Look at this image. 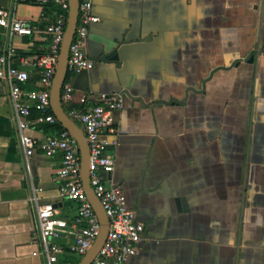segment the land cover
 I'll return each instance as SVG.
<instances>
[{
    "label": "crops",
    "instance_id": "0c3cea01",
    "mask_svg": "<svg viewBox=\"0 0 264 264\" xmlns=\"http://www.w3.org/2000/svg\"><path fill=\"white\" fill-rule=\"evenodd\" d=\"M92 3L99 22L86 52L94 68L65 82L76 99L124 96L113 113L114 171L103 177L120 185L143 225L127 264H264V0ZM0 8L32 28L10 37L0 27V54L8 46L18 56L47 52L54 8L16 0H0ZM28 71L26 88L37 89L38 73ZM61 106L66 115L80 108ZM59 126L26 134L42 143ZM59 165V156L40 151L24 159L0 80V264H46L34 234V188L42 189L39 204L74 219L76 204L59 196Z\"/></svg>",
    "mask_w": 264,
    "mask_h": 264
},
{
    "label": "built area",
    "instance_id": "2783aa9c",
    "mask_svg": "<svg viewBox=\"0 0 264 264\" xmlns=\"http://www.w3.org/2000/svg\"><path fill=\"white\" fill-rule=\"evenodd\" d=\"M54 8V20L46 27L48 50L44 54L18 56L8 46L0 54V80L7 87V98L12 109L19 143L24 159L40 151L47 157H60L56 171L59 181V196L76 204V215L71 222L60 218L57 209L50 203L39 204L37 194L41 188H34L30 197L34 213V234L38 238L40 255L46 264H79L80 260L96 242L100 233V222L95 214L81 180L79 146L75 138L64 128L54 137L37 143L26 134L41 124H56L51 112L50 91L57 68L61 44L64 38L69 12L68 0H16ZM78 20L71 42L67 61L68 74H79L94 68V62L86 52L88 33L99 18L92 13V0H78ZM0 27L10 37L30 36L31 26L8 9L0 8ZM18 59L19 67L14 65ZM29 69L38 73V88L27 89ZM64 82L61 88V105L77 104L70 108L67 116L80 123L88 144L89 184L108 219L105 239L90 264H127L136 255L142 240L143 225L137 221L136 213L129 208L120 185L110 178L115 167L114 155L109 151L117 145L113 113L123 108L121 93L98 95L81 94ZM92 97L93 102H90ZM32 112L37 116L32 118ZM74 256L75 261L62 262L65 256Z\"/></svg>",
    "mask_w": 264,
    "mask_h": 264
},
{
    "label": "water",
    "instance_id": "95a60500",
    "mask_svg": "<svg viewBox=\"0 0 264 264\" xmlns=\"http://www.w3.org/2000/svg\"><path fill=\"white\" fill-rule=\"evenodd\" d=\"M68 2H69V12L66 22L64 38L59 53L58 64L51 86L50 103L54 115L59 121V123L63 126L65 130H67L75 138V140L78 143L79 153H80L81 180H82L83 188L100 222V233L96 242L92 245L90 250L79 262V264H90L91 261L95 258L99 248L101 247L105 239L108 229V219L89 184V174L87 168L88 144L86 142L83 131L78 125H76V123H74L66 115L60 102L61 88L68 74L67 61H68L69 48L73 40V36L76 30L77 20H78V7H79L78 0H68Z\"/></svg>",
    "mask_w": 264,
    "mask_h": 264
},
{
    "label": "rangeland",
    "instance_id": "374dc122",
    "mask_svg": "<svg viewBox=\"0 0 264 264\" xmlns=\"http://www.w3.org/2000/svg\"><path fill=\"white\" fill-rule=\"evenodd\" d=\"M76 122V124L81 128V125H80V123H78L77 121H75Z\"/></svg>",
    "mask_w": 264,
    "mask_h": 264
},
{
    "label": "trees",
    "instance_id": "16d2710c",
    "mask_svg": "<svg viewBox=\"0 0 264 264\" xmlns=\"http://www.w3.org/2000/svg\"><path fill=\"white\" fill-rule=\"evenodd\" d=\"M59 128H60V130H62V129H63V128H62V127H60V126H59Z\"/></svg>",
    "mask_w": 264,
    "mask_h": 264
}]
</instances>
